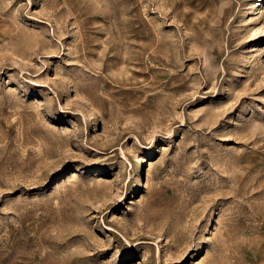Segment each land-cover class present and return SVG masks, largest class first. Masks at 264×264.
Wrapping results in <instances>:
<instances>
[{"label": "rangeland", "instance_id": "374dc122", "mask_svg": "<svg viewBox=\"0 0 264 264\" xmlns=\"http://www.w3.org/2000/svg\"><path fill=\"white\" fill-rule=\"evenodd\" d=\"M0 264H264V0H0Z\"/></svg>", "mask_w": 264, "mask_h": 264}, {"label": "bare ground", "instance_id": "6f19581e", "mask_svg": "<svg viewBox=\"0 0 264 264\" xmlns=\"http://www.w3.org/2000/svg\"><path fill=\"white\" fill-rule=\"evenodd\" d=\"M141 179H139V184L137 185V187H139L141 184L143 185V182L140 181ZM200 250V248H198V251Z\"/></svg>", "mask_w": 264, "mask_h": 264}]
</instances>
